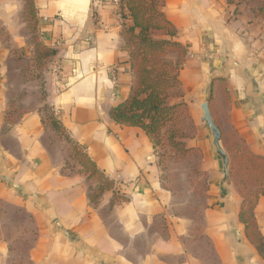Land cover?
Listing matches in <instances>:
<instances>
[{
    "label": "crops",
    "instance_id": "crops-1",
    "mask_svg": "<svg viewBox=\"0 0 264 264\" xmlns=\"http://www.w3.org/2000/svg\"><path fill=\"white\" fill-rule=\"evenodd\" d=\"M3 1L0 264H264L240 221L244 198L231 170L238 142L264 157V0H162L176 35L153 37L184 50L165 59L181 62L182 96L170 104L189 110L186 158L110 118L132 82L124 36L132 21L118 16L120 5L34 0L39 40L56 51L37 70L24 1ZM205 102L228 177L202 120ZM74 147L110 184L95 201L103 182L89 177ZM254 213L264 238L263 195Z\"/></svg>",
    "mask_w": 264,
    "mask_h": 264
},
{
    "label": "trees",
    "instance_id": "trees-1",
    "mask_svg": "<svg viewBox=\"0 0 264 264\" xmlns=\"http://www.w3.org/2000/svg\"><path fill=\"white\" fill-rule=\"evenodd\" d=\"M23 1L24 20L35 51V65L37 70H42L45 62L56 55V51L45 47L39 40L34 0ZM162 3V0H121L122 18L127 13L132 21L131 26L124 27L132 82L127 100L111 109L110 118L120 126L142 129L156 148L170 147L178 158H186L190 150L186 149L182 139L185 137L184 120L191 121L189 110L184 103L170 104L171 98L182 96L179 81L181 62L172 65L165 59L169 51L183 55L184 50L177 42L156 40L153 37L155 31H166L171 37L176 35L174 27L161 12ZM261 15L264 18V12ZM75 152L89 177L99 178L103 182L92 195L95 201L110 189V184L103 181L102 173L89 157L77 149ZM231 160V170L236 180L242 178L257 187L264 186V157L252 154L243 143L238 142L232 148ZM260 195L264 196V188H260L253 199H248L242 189L244 201L240 221L245 226L248 240L264 259V238L254 213Z\"/></svg>",
    "mask_w": 264,
    "mask_h": 264
},
{
    "label": "rangeland",
    "instance_id": "rangeland-1",
    "mask_svg": "<svg viewBox=\"0 0 264 264\" xmlns=\"http://www.w3.org/2000/svg\"><path fill=\"white\" fill-rule=\"evenodd\" d=\"M120 4H121V2H120ZM11 6H12V8L10 10V12H11V16L10 17L12 18V17H14V13H15V8H14L15 4H12ZM8 13H9V11H8L7 4L3 0H0V37H3L5 35V33H6L5 29L7 28V25H6L5 18L7 17ZM19 19H18V21H19ZM29 34H30V31H29ZM30 36H31V34H30ZM30 42L32 44L31 39H30ZM36 75L39 76V73H36L35 76ZM48 120H49L48 124L50 125V127L53 130H55L56 132H58V135L60 136V138H64V133H62V131H61L60 127L57 125L56 121L52 117L48 118ZM184 122H185V126L186 127H188L190 125V123H191L188 119L187 120L185 119ZM75 149L76 148L74 147V150ZM237 180H238V182L241 183V187L243 189V193L248 199H253L254 198V194L256 192L255 189H257V191H260L259 187H257L256 185H252L249 181H247L245 179L241 178V179H237Z\"/></svg>",
    "mask_w": 264,
    "mask_h": 264
},
{
    "label": "water",
    "instance_id": "water-1",
    "mask_svg": "<svg viewBox=\"0 0 264 264\" xmlns=\"http://www.w3.org/2000/svg\"><path fill=\"white\" fill-rule=\"evenodd\" d=\"M201 110L203 112V119L202 120L212 132L214 145L217 149V153L223 159L225 175H226V177H228V175H229V169H228L229 168V157L226 154V152L223 150V148L221 147V139H222L221 131L213 121L208 102L201 104Z\"/></svg>",
    "mask_w": 264,
    "mask_h": 264
},
{
    "label": "built area",
    "instance_id": "built-area-1",
    "mask_svg": "<svg viewBox=\"0 0 264 264\" xmlns=\"http://www.w3.org/2000/svg\"><path fill=\"white\" fill-rule=\"evenodd\" d=\"M120 2H121V0H114V4H115L117 7L120 5ZM117 13H118V16L121 15L119 7H118V10H117Z\"/></svg>",
    "mask_w": 264,
    "mask_h": 264
}]
</instances>
